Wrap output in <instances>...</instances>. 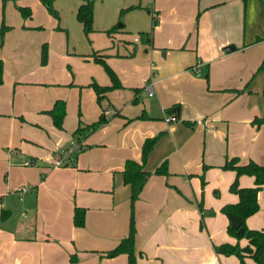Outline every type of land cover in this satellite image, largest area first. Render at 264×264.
<instances>
[{"label": "crops", "instance_id": "obj_1", "mask_svg": "<svg viewBox=\"0 0 264 264\" xmlns=\"http://www.w3.org/2000/svg\"><path fill=\"white\" fill-rule=\"evenodd\" d=\"M82 3L54 0V18L39 0H0L8 28L0 43V264H127L126 254L105 256L129 230L131 189L121 173L128 160L142 163V145L155 136L143 164L151 176L134 202L136 264H239L213 247L247 246L228 235L220 213L238 201L228 191L235 172L223 165L264 166V2L93 0L88 36L76 19ZM141 34L147 41L134 43ZM95 57L121 85L100 104L90 85L110 80ZM56 101L65 102L62 129L46 113ZM173 107L177 120L166 123ZM101 116L83 150L57 164L78 125ZM162 163L167 175L153 174ZM238 184L253 187L254 178ZM257 201L250 230L264 229V184ZM199 202L215 214L203 217ZM75 208L85 209L81 228Z\"/></svg>", "mask_w": 264, "mask_h": 264}, {"label": "trees", "instance_id": "obj_2", "mask_svg": "<svg viewBox=\"0 0 264 264\" xmlns=\"http://www.w3.org/2000/svg\"><path fill=\"white\" fill-rule=\"evenodd\" d=\"M3 2L5 0H2ZM40 3L45 7L49 15L57 18L58 15L53 8L54 0H39ZM246 3V0H242ZM264 2V0H262ZM19 13L23 19H27L31 16V12L28 8H18ZM76 19L82 25L83 32L85 36H88L93 31V0H83V3L79 6L76 12ZM156 20L154 21L155 24ZM7 28L2 23L0 28V43L2 44L4 34ZM113 29L112 31H114ZM110 32V31H109ZM148 35H141L143 41H147ZM260 40V39H259ZM41 64L45 65L47 61V48L42 46L41 49ZM94 62L102 65L105 69L106 74L109 77V86H98L92 83L90 86L94 89L96 93L97 102L104 99L105 94L109 91L121 88L119 80L115 73L107 66L104 59L95 57ZM264 67V60L261 65ZM3 82V63L0 60V85ZM176 112V107L167 110L168 115H173ZM52 119L53 125L57 129H62L63 119L65 116V103L63 101L54 102L52 108L46 112ZM105 119L101 116L100 119L89 125H78L74 135L76 136L77 142H82V140L90 133L94 132L99 128V126L104 123ZM158 136L153 138H148L144 141L142 145V163L139 164L135 161H126L124 164V170L121 173L122 183L129 185L131 189L130 196V221L129 230L127 236L121 240V242L111 251L105 253L108 258L115 257L119 254H126L128 258L127 264H136V257L134 253V241H135V221H134V202L137 200L140 192L145 186L147 180L151 176V173L143 170V164L147 160L151 150L153 149ZM83 150V149H82ZM222 169L231 170L235 172V179L229 186V192L235 194L238 201L234 204H227L221 207L220 213L225 215L227 218L229 216H237L241 220L240 228L242 233H239V229H232L230 226V221L227 227V233L229 236L235 238L237 241L242 239L247 241V246L240 247L237 244L231 245L228 243L216 245L213 247L215 253L223 256H234L238 259L239 264H245V258L249 257L253 260L255 264H264V229L262 230H250L246 227L245 221L250 216L256 214L259 210V205L257 201L258 193L264 184V166H260L252 161L245 165L239 164L237 158L229 159L225 162ZM155 175H167L166 164L162 163L153 172ZM242 175H247L254 178V186L243 188L238 184V178ZM198 208L201 212L205 214L203 205L201 202L198 203ZM205 211V212H204ZM207 215H214L212 210L206 212ZM229 220V219H228ZM85 223V209L75 208L73 213V225L77 228H81Z\"/></svg>", "mask_w": 264, "mask_h": 264}, {"label": "built area", "instance_id": "obj_3", "mask_svg": "<svg viewBox=\"0 0 264 264\" xmlns=\"http://www.w3.org/2000/svg\"><path fill=\"white\" fill-rule=\"evenodd\" d=\"M133 42L134 43H138L139 42L138 38H134ZM192 72L195 75H198L199 72H200L199 65L193 67L192 68ZM152 85L153 84H150L148 87H146V92H147L149 97H152L154 95V91H153ZM176 120H177V118H176L175 115H166L165 118H164V121L166 123L175 122ZM82 149H83L82 142H77V141L75 143L71 142L69 147L66 148L64 151H62L60 153V156L57 159V164H62V163H65V162L72 161L74 155L80 153L82 151Z\"/></svg>", "mask_w": 264, "mask_h": 264}, {"label": "rangeland", "instance_id": "obj_4", "mask_svg": "<svg viewBox=\"0 0 264 264\" xmlns=\"http://www.w3.org/2000/svg\"><path fill=\"white\" fill-rule=\"evenodd\" d=\"M7 1H8V0H5L4 2L2 1V4L4 5V3L7 2ZM12 1L16 2L17 0H12ZM16 8H17V10H18L19 6H17ZM53 8H54V7H53ZM54 10H55V9H54ZM1 25H2V23H1ZM0 28H1V27H0ZM6 28H7V27H6ZM7 30H8V28H7ZM7 30H6V31H7ZM5 33H6V32H5ZM4 35H5V34H4ZM141 35H142V34H141ZM141 35H136V37L138 38L139 41L142 40V39H141ZM3 39H4V38H3ZM106 64H107V63H106ZM99 65H100V64H99ZM107 66H108V65H107ZM101 67H102L103 70L105 71V69H104V67H103L102 65H101ZM108 67H109V66H108ZM64 103H65V102H64ZM97 103H98V102H97ZM65 115H66V110H65ZM64 117H65V116H64ZM99 119H100V118H99ZM99 119H97V121H98ZM97 121H96V122H97ZM94 123H95V122H94ZM81 124H82V125H85V124H83V123H81ZM76 141H77V140H76V136L73 135V138H72V140L69 142V144H68L67 147H69V145H70L71 142L75 143ZM67 147L63 148V151H64ZM60 152H62V150H61ZM234 179H235V177H234ZM234 179H233V181H234ZM233 181H232V182H233ZM232 182H231V183H232ZM231 183H230V185H231ZM230 185H229V186H230ZM228 191H229V187H228ZM214 194L217 195L218 193L215 192ZM231 194H232V193H231ZM208 211H210V210H208ZM213 212H214V211H213ZM214 214H215V213H214ZM204 216L207 217V216H210V215H207V213H205V214H203V217H204ZM211 216H213V215H211Z\"/></svg>", "mask_w": 264, "mask_h": 264}, {"label": "water", "instance_id": "obj_5", "mask_svg": "<svg viewBox=\"0 0 264 264\" xmlns=\"http://www.w3.org/2000/svg\"><path fill=\"white\" fill-rule=\"evenodd\" d=\"M227 51L233 50V47H227L226 48ZM33 164V161H32ZM229 221H230V226L232 227V229H239L240 225H241V220L237 217V216H229L228 217ZM239 233H242V230L239 229Z\"/></svg>", "mask_w": 264, "mask_h": 264}]
</instances>
